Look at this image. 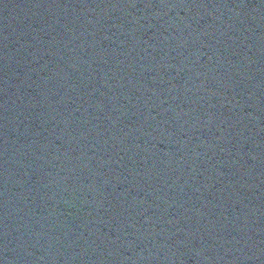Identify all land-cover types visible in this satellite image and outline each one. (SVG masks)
I'll return each mask as SVG.
<instances>
[{
	"label": "water",
	"instance_id": "1",
	"mask_svg": "<svg viewBox=\"0 0 264 264\" xmlns=\"http://www.w3.org/2000/svg\"><path fill=\"white\" fill-rule=\"evenodd\" d=\"M0 264H264V0H0Z\"/></svg>",
	"mask_w": 264,
	"mask_h": 264
}]
</instances>
